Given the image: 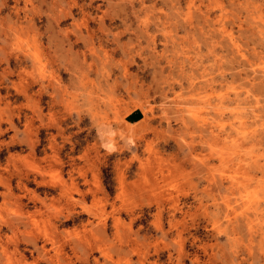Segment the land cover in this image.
Returning a JSON list of instances; mask_svg holds the SVG:
<instances>
[{"label":"rangeland","instance_id":"obj_1","mask_svg":"<svg viewBox=\"0 0 264 264\" xmlns=\"http://www.w3.org/2000/svg\"><path fill=\"white\" fill-rule=\"evenodd\" d=\"M0 264H264V0H0Z\"/></svg>","mask_w":264,"mask_h":264},{"label":"bare ground","instance_id":"obj_2","mask_svg":"<svg viewBox=\"0 0 264 264\" xmlns=\"http://www.w3.org/2000/svg\"><path fill=\"white\" fill-rule=\"evenodd\" d=\"M32 65H33V64H32ZM137 112L140 113L139 111H136L135 113L132 112L133 114L130 115V116L128 117V119H129L130 121H134V117H135V114H136ZM140 117H142L141 113H140ZM200 117H202V116H200ZM5 120H6V119H5ZM202 120L204 121L203 118H202ZM203 121H202V122H203ZM12 127H13V126H12ZM15 131H16V130H15ZM217 137H219V136H217ZM215 139H216V138H215ZM213 140H214V139H213ZM242 177H243V176H242ZM232 180H233V179H232ZM236 186H237V185H236ZM239 188H240V187H239ZM24 217H25V216H24ZM3 223H5V222H3ZM42 249H43V248H42Z\"/></svg>","mask_w":264,"mask_h":264},{"label":"water","instance_id":"obj_3","mask_svg":"<svg viewBox=\"0 0 264 264\" xmlns=\"http://www.w3.org/2000/svg\"><path fill=\"white\" fill-rule=\"evenodd\" d=\"M139 118H140V113L137 112V113L135 114L134 120L139 119Z\"/></svg>","mask_w":264,"mask_h":264}]
</instances>
